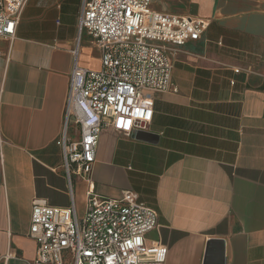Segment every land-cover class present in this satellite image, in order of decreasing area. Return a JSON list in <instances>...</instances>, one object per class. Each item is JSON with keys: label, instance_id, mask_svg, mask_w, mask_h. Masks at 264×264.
<instances>
[{"label": "crops", "instance_id": "1", "mask_svg": "<svg viewBox=\"0 0 264 264\" xmlns=\"http://www.w3.org/2000/svg\"><path fill=\"white\" fill-rule=\"evenodd\" d=\"M82 1L30 0L15 38L0 41V264H33L34 201L82 217L89 189L133 190L153 207L147 238L168 246L164 264H264V0L153 1L208 28L168 44L173 89L156 96L153 135L102 129L91 182L69 180L57 143L80 137L72 120L65 129L75 60L101 66L79 33Z\"/></svg>", "mask_w": 264, "mask_h": 264}, {"label": "built area", "instance_id": "2", "mask_svg": "<svg viewBox=\"0 0 264 264\" xmlns=\"http://www.w3.org/2000/svg\"><path fill=\"white\" fill-rule=\"evenodd\" d=\"M30 0H0V41L16 36ZM154 0H83L79 33L86 32L101 53L97 70L79 66L70 77L66 126H80V137L62 147L69 180L91 182L100 133L113 128L136 136L152 121L156 96L172 87L168 44L201 38L209 21L196 15L157 11ZM1 55V51H0ZM159 227L157 211L133 190L118 197L89 189L84 215L74 204L34 201L29 236L37 242L33 264H164L169 248L147 235Z\"/></svg>", "mask_w": 264, "mask_h": 264}, {"label": "water", "instance_id": "3", "mask_svg": "<svg viewBox=\"0 0 264 264\" xmlns=\"http://www.w3.org/2000/svg\"><path fill=\"white\" fill-rule=\"evenodd\" d=\"M153 135L152 133L148 132V131H140L138 134H137V137L138 139H141V140H147L149 136Z\"/></svg>", "mask_w": 264, "mask_h": 264}, {"label": "rangeland", "instance_id": "4", "mask_svg": "<svg viewBox=\"0 0 264 264\" xmlns=\"http://www.w3.org/2000/svg\"><path fill=\"white\" fill-rule=\"evenodd\" d=\"M98 57H99V54L98 53L94 55V58L95 59H94L93 62H91V66H90L91 68H97L98 67V65H99L98 64V60H97ZM123 179L125 180L126 177L124 176Z\"/></svg>", "mask_w": 264, "mask_h": 264}]
</instances>
